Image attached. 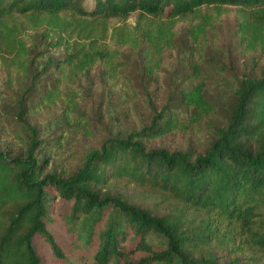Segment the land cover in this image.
<instances>
[{
	"label": "trees",
	"instance_id": "16d2710c",
	"mask_svg": "<svg viewBox=\"0 0 264 264\" xmlns=\"http://www.w3.org/2000/svg\"><path fill=\"white\" fill-rule=\"evenodd\" d=\"M227 15L236 22L234 50L263 52L264 0H95L91 10L79 0H0V52L23 58L24 91L48 102L56 98L73 62L54 56L63 45L79 50V64L98 61L110 76L124 51L139 56L144 77L161 70L167 55L182 50L212 60L223 76L231 70L218 61L224 54L219 25ZM21 18L33 41L47 29L28 48L20 39L25 31ZM57 30V37L50 35ZM197 70L191 76H198ZM237 79L231 101L221 109L222 126L203 151L147 145L180 128V115L191 105L192 119L216 109L198 87L170 100L138 133L106 141L69 177L49 173L47 157L37 161L35 137L26 156L0 150V264H48L35 241L65 260L46 222L47 204L56 199L72 202L86 218L84 225H89L78 235L85 236L83 246L96 236L91 264H244L246 249L264 255V226L257 220L264 211V67L257 76ZM120 179L167 193L188 212L202 214L203 238L110 191L109 185ZM151 236L163 239L164 249H153ZM224 238L232 252L225 263H218L215 254L192 252L199 241L215 244Z\"/></svg>",
	"mask_w": 264,
	"mask_h": 264
},
{
	"label": "rangeland",
	"instance_id": "374dc122",
	"mask_svg": "<svg viewBox=\"0 0 264 264\" xmlns=\"http://www.w3.org/2000/svg\"><path fill=\"white\" fill-rule=\"evenodd\" d=\"M82 7L91 10L95 0H79ZM23 28L21 42L27 46L41 41L45 27L33 41L28 36V22L21 18ZM131 21V19H130ZM58 31L52 32L57 37ZM236 22L233 16H225L219 25V34L224 54L218 61L228 65L230 71L223 76L213 68L212 60L188 51L173 52L163 60L161 70L151 76H142L140 59L136 53L122 52L114 69V76L104 67L93 61L81 65L77 61L80 52L77 48L62 46L56 58L71 57L61 78V86L54 101L46 97L36 98L33 93L24 91L26 81L23 58H13L0 52V150L13 155L26 156L30 141L35 137L37 148L33 151L37 161L47 157V171L58 177H69L83 164L94 150L113 138H125L138 133L170 100L196 87L216 105L214 111H204L200 118L192 119L191 111L180 115L182 126L158 139H149L147 145L157 149L203 151L211 141L215 131L222 126L224 110L234 95L233 82L237 78L258 75L264 67V51L243 55L234 50ZM60 32V31H59ZM28 48V47H27ZM23 63V62H22ZM197 66H194L193 64ZM198 76H191L196 70ZM197 70V71H198ZM188 74L187 77H184ZM190 76V78H189ZM23 107V110L21 109ZM185 110V108H184ZM187 110V108H186ZM21 111L23 113L21 114ZM108 189L121 194L132 204L150 210L163 217L169 224L187 228L197 237L203 234V216L188 212L183 203L167 193L147 185H130L126 179L112 182ZM48 207V229L59 245L65 260L56 258L43 241H35L39 254L48 264H91L96 249V236L90 238L92 244L83 246L85 236L78 237L86 218L77 213L72 202L59 199ZM111 213L103 216L102 225L108 222ZM258 225L264 226V211L257 218ZM263 221V222H262ZM101 227V226H100ZM99 226L96 227V231ZM203 238V237H202ZM148 242L153 249H164L163 239L151 236ZM231 244L224 238L222 243L197 242L192 246L196 255L215 254L218 263H225ZM146 256L136 255L137 258ZM244 264H264V255L253 249H246Z\"/></svg>",
	"mask_w": 264,
	"mask_h": 264
}]
</instances>
